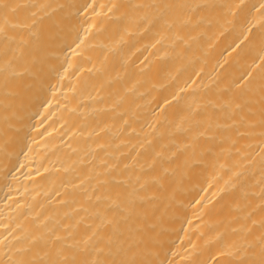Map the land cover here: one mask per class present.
<instances>
[{
  "label": "bare ground",
  "instance_id": "6f19581e",
  "mask_svg": "<svg viewBox=\"0 0 264 264\" xmlns=\"http://www.w3.org/2000/svg\"><path fill=\"white\" fill-rule=\"evenodd\" d=\"M0 264H264V0H0Z\"/></svg>",
  "mask_w": 264,
  "mask_h": 264
}]
</instances>
